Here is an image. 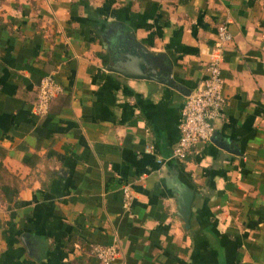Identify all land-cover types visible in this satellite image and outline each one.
<instances>
[{
	"label": "crops",
	"instance_id": "crops-1",
	"mask_svg": "<svg viewBox=\"0 0 264 264\" xmlns=\"http://www.w3.org/2000/svg\"><path fill=\"white\" fill-rule=\"evenodd\" d=\"M224 24L223 115L174 158ZM127 56L171 85L111 70ZM47 76L63 93L38 115ZM111 245L113 264H264V0H0V264Z\"/></svg>",
	"mask_w": 264,
	"mask_h": 264
},
{
	"label": "built area",
	"instance_id": "built-area-1",
	"mask_svg": "<svg viewBox=\"0 0 264 264\" xmlns=\"http://www.w3.org/2000/svg\"><path fill=\"white\" fill-rule=\"evenodd\" d=\"M217 42L207 65V78L189 95L181 112L180 139L173 150V157L184 160L193 147L213 140L215 122L223 115L226 99L222 64L225 44L232 40L229 27H219ZM63 93V87L53 76L45 77L38 90L36 113L46 115L52 101ZM126 206L131 199L130 191L125 189ZM94 255L104 264H113L118 259V247L96 246Z\"/></svg>",
	"mask_w": 264,
	"mask_h": 264
},
{
	"label": "water",
	"instance_id": "water-1",
	"mask_svg": "<svg viewBox=\"0 0 264 264\" xmlns=\"http://www.w3.org/2000/svg\"><path fill=\"white\" fill-rule=\"evenodd\" d=\"M144 59V58H143ZM141 60L140 63H134V61H131L130 58L127 56V61L119 63L118 65L112 66L111 70L114 72H119L125 75H129L130 72H141L139 75H136L137 78H146L155 80L164 84L171 85L169 79L167 78H161L159 74H155L156 72H153L152 70L148 72V74L143 73L144 69L146 67L145 61ZM131 75V74H130ZM180 214L187 226L190 227V218L192 215V203L194 200V191L190 190L189 188L184 187L183 185H180Z\"/></svg>",
	"mask_w": 264,
	"mask_h": 264
}]
</instances>
